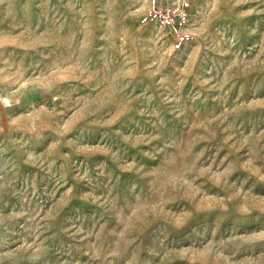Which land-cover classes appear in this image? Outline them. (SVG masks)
<instances>
[{
    "label": "rangeland",
    "instance_id": "obj_1",
    "mask_svg": "<svg viewBox=\"0 0 264 264\" xmlns=\"http://www.w3.org/2000/svg\"><path fill=\"white\" fill-rule=\"evenodd\" d=\"M0 264H264V0H0Z\"/></svg>",
    "mask_w": 264,
    "mask_h": 264
}]
</instances>
